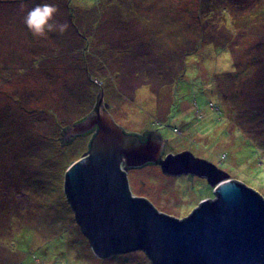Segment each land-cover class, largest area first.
<instances>
[{
    "label": "rangeland",
    "instance_id": "374dc122",
    "mask_svg": "<svg viewBox=\"0 0 264 264\" xmlns=\"http://www.w3.org/2000/svg\"><path fill=\"white\" fill-rule=\"evenodd\" d=\"M68 1L24 0L21 11L19 0H0V264L151 263L140 250L96 257L64 194L62 184L72 163L67 165L86 153L90 138L76 137L61 147L60 129L92 111L103 89L109 114L127 132L156 131L167 140L166 154L190 151L264 197V123L247 125L241 111L225 121L208 106L210 101L220 106L212 93L213 78L228 71L234 60L236 70L230 71H247L250 76L243 83L248 89L258 76L264 77V0H235L231 9L218 0L223 16L214 20L210 11L204 17L214 23L208 27L212 38L186 56L183 77L171 95L159 94L148 84L157 89L158 82L169 81L166 69L182 64L178 40L180 45L192 40L204 19L199 22L193 14L198 0H144L140 13L159 15L149 18L150 25L128 16L130 30L114 20L115 26L105 24L112 31L98 30L99 16H90L96 3L106 0H70L71 17ZM44 2L57 8L58 23L63 10L75 32L34 37L23 17ZM160 31L165 40L157 41ZM176 32H182L178 40ZM158 54H164L159 63ZM156 67L165 73H155ZM216 86L230 85L218 81ZM259 90L263 93L249 94L248 103L264 114V86ZM140 92L147 98L140 106L148 113L131 103L132 98L139 101ZM225 92L232 95V90ZM243 125L257 130L259 141L239 127ZM127 176L133 196L148 199L172 217L183 218L214 197L206 179L168 176L157 164L129 169Z\"/></svg>",
    "mask_w": 264,
    "mask_h": 264
},
{
    "label": "water",
    "instance_id": "95a60500",
    "mask_svg": "<svg viewBox=\"0 0 264 264\" xmlns=\"http://www.w3.org/2000/svg\"><path fill=\"white\" fill-rule=\"evenodd\" d=\"M103 105L101 91L92 111L60 129L62 146L91 133L62 185L96 257L140 250L152 264H264V197L257 190L190 151L166 154L157 132H127ZM146 164L168 176L204 178L214 197L183 218L164 214L129 189L128 170Z\"/></svg>",
    "mask_w": 264,
    "mask_h": 264
},
{
    "label": "trees",
    "instance_id": "16d2710c",
    "mask_svg": "<svg viewBox=\"0 0 264 264\" xmlns=\"http://www.w3.org/2000/svg\"><path fill=\"white\" fill-rule=\"evenodd\" d=\"M225 1L228 4L226 2L223 4H224V6L228 7L229 9H231L230 6H233V4L235 3V0H225ZM70 2L71 1L69 0L68 1L69 9H67L66 11H67V14L70 15V17H71L73 14L71 11ZM198 2H199V7H197V3H196V6H195L194 11H193V14L195 13V16H196V14H197V16H199L198 18L196 16L197 21L202 22L200 20H202L204 17H208L210 15L209 14L210 11H212V15L214 14V16H213L214 20H217L219 18V16H223V11L219 10V8H218V7H220V4H219L220 2L218 0H198ZM96 4L98 5V7L96 8V11L93 10V12L90 13V16H93V15L99 16L96 19L98 21L97 29L102 30V31L109 30L110 25L115 26L114 20L119 25H121L122 23L127 25V26H123L121 28H123V29L127 28L130 30V28H129L130 23L125 22V19L128 16L137 17L140 20L146 19L145 21H148L147 23H148V25H150V19L149 18L151 16L157 15V14L154 15V13H150V16H149V14L144 15V14L140 13L141 8H143L142 10L145 9L144 8L145 6H143V4L144 5L146 4V3H144V0H137V2H136V0H106V3H103V2L100 3V1H99ZM209 5L213 6V8H210ZM244 5H246L249 8H252L255 5V3H252V4H245L244 3ZM59 7H61V6L59 5ZM98 8H99V10H97ZM61 10H62V7H61ZM162 14L164 16H166L165 12H163ZM167 14H169V13H167ZM233 14H234V12H233ZM63 15L66 17L63 18ZM157 16H159V15H157ZM61 17L62 18L60 19V22L61 23L67 22V23L71 24V29H68V30L70 31V30L74 29V32H75L76 26L73 24L74 22L66 14H64L63 10H62V16ZM101 23H102V27H100ZM106 23H108L109 26H106L105 25ZM205 23H208V24L205 27H203V25ZM213 24H214L213 21L211 24H209V21L204 18L203 22L199 25V29L194 33L195 34L194 38L192 40H187L183 45H180L181 41L178 40L180 38V35L182 34V32L181 33L176 32L175 35L173 34L174 39L178 40V44H179V46H181V47H179V50H180L179 54L181 55L180 58H181L182 64L180 66L179 65L176 66L175 64L172 63V65L168 69H166V72L168 74L166 75L165 79H169L168 82H166V83L158 82L159 87L157 89H155V87H152V85H150V84H148V86L151 88H154V91L158 92L159 94H164L166 92L167 95H171L172 88H174V86H176L177 84L179 85V82H177V80H179L180 77H183V70H184V64H185L186 56L191 55L194 52H197L199 50L200 46H202V44H205V43L207 44V42L212 38L211 35H213V33L211 32V30L208 27H211L210 25H213ZM115 29H118V28H115ZM109 31H112V30H109ZM157 35L159 36L157 41L165 40L164 34L161 33V31L159 33H157ZM222 39H225V38H222ZM162 56L164 59V54L160 55V57H159V54L157 55L158 63H159ZM235 62H236V60L233 61L232 66L230 65V69L236 70L235 66H234ZM230 69H228V71L221 72L222 76L214 75L215 77L213 78V85H212L214 88H212V93H215L218 95L220 106L219 107L216 106L211 101L209 102L208 106L211 109H213L214 111L218 112L219 116H220V118H222V120H224V118H225V121H227V120L229 121L230 116L234 113V111H239V112L241 111V114H243V120L246 121L247 125H250L251 123H253V121H256L257 124L264 123V114L262 113V111L256 109L253 104L248 103V101H249L248 98L251 97L249 94L252 93L254 96L255 94L258 95L261 92L259 90V87H261L262 85L264 86V77L261 78L260 76H258V80L255 82V84L250 85V87L248 89L244 85L243 79L246 78L247 76H250V74H248L247 71H245L241 75L237 72H231ZM247 69H249L248 66H247ZM154 70H155V73H158V72L159 73H161V72L165 73L164 70L161 69L160 67H156ZM122 73H124V70L119 72V74H122ZM229 75H232V76L228 77ZM218 81H222L223 84L225 82H227V85H230L232 88L230 86L229 87H227V86L226 87L216 86ZM167 84L168 85L172 84L171 87L169 86V90H165L164 88H162L163 86H165ZM255 86H256V88H254ZM100 88H103V87H100ZM225 89H227L229 91L232 90V93H231L232 95H229V93H226ZM261 93H263V92H261ZM142 94L143 93L140 92L138 95L140 98L139 101L135 102L132 98L131 103L135 106V110L141 111L143 109V113H148L149 111L145 110L143 107L140 106L143 99H144ZM97 95H98V93L96 94V97H97ZM108 95H109V93H108ZM96 97H95V100H96ZM103 99H104V89H103ZM146 100H147V98L145 97L144 103L146 102ZM104 105L107 107V111H108V104L104 102ZM138 107H140V109ZM225 108H230V110L232 112H230L226 115L224 112ZM84 117L80 118L77 121H74V122L68 124L67 126L72 127L74 123L82 120ZM239 127H243V129L245 128L246 130H248L250 136L251 137L255 136L257 139L256 141H259V138H258L259 134L254 133V132H257V130L248 129V127L245 125L239 126ZM179 133H177V134L181 135V132H179ZM90 134H87L86 137H88V136L91 137ZM80 137H85V136H80ZM77 138H79V137H77ZM61 147H63V146H61ZM87 149H88V146H87ZM78 159H80V158H78ZM78 159H76L75 161H77ZM73 162L74 161H71L67 165V167ZM19 252H20L19 249H17L16 251H14V253H15L14 255H18Z\"/></svg>",
    "mask_w": 264,
    "mask_h": 264
},
{
    "label": "clouds",
    "instance_id": "9594fccd",
    "mask_svg": "<svg viewBox=\"0 0 264 264\" xmlns=\"http://www.w3.org/2000/svg\"><path fill=\"white\" fill-rule=\"evenodd\" d=\"M21 11L25 8L24 0H19ZM57 8L47 2L36 5L26 12L23 24L26 29L37 38H46L48 33L59 32L63 35L69 28L67 23H58L55 20Z\"/></svg>",
    "mask_w": 264,
    "mask_h": 264
},
{
    "label": "flooded vegetation",
    "instance_id": "af4514ba",
    "mask_svg": "<svg viewBox=\"0 0 264 264\" xmlns=\"http://www.w3.org/2000/svg\"><path fill=\"white\" fill-rule=\"evenodd\" d=\"M88 138H90V137L88 136Z\"/></svg>",
    "mask_w": 264,
    "mask_h": 264
}]
</instances>
